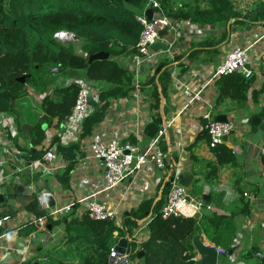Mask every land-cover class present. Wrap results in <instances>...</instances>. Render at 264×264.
<instances>
[{"label":"trees","instance_id":"trees-1","mask_svg":"<svg viewBox=\"0 0 264 264\" xmlns=\"http://www.w3.org/2000/svg\"><path fill=\"white\" fill-rule=\"evenodd\" d=\"M156 1L161 6V13L174 22L202 24V20L219 16L225 24L233 21L239 25H264V0H260L254 12L246 15L235 11L228 0ZM203 2L208 3L205 8L201 6ZM149 4L150 0H0V113L15 119L18 133L11 139L16 146L19 138L26 140L27 148L24 150L28 160H38L45 153L43 147L47 136L44 127H61L76 105L79 84L56 85L57 77L77 73L80 78L86 77L99 84L100 103L84 121L81 141L70 147L58 144V152L69 161L65 174L58 177L63 184H69L78 157H84L80 150L81 142L104 121L112 103L132 96L133 75L121 59L137 53L136 46L143 31L137 16L142 15ZM60 33L72 34L78 40L56 38ZM99 53L108 54L110 58L90 63V57ZM162 66L163 70L158 75L143 83V88L153 91L151 111L155 112L152 116L155 123L160 122V113L165 110L162 105L166 92L163 84L166 85L171 77L170 65L164 62ZM54 68L60 70L57 76L51 72ZM23 78L24 82L21 81ZM253 81L238 73L221 77L216 82L218 103L228 101L237 110L246 109ZM30 88L45 95L40 110L42 116L35 123L20 119L21 114L31 110L26 107L19 110L23 100L29 96ZM260 93H264V88L259 93H252L255 101ZM215 154L218 165L235 160L232 151L224 145L218 146ZM262 162L264 165V156ZM215 170L213 167L210 177L215 175ZM168 192L166 184L163 186L164 196L157 203L146 201L137 211L124 216L126 232L113 221H96L87 213L82 217L73 213L60 221L48 219L47 224L51 228L63 225L66 236L58 246L30 263L109 264L110 254L119 239L132 235L133 229L138 228V220L151 218L148 226L150 237L141 244L132 243V259L138 256L141 245L144 264H203L193 261L195 233H204L210 242L221 245L227 238L228 230L224 228L227 219L215 215L164 219L162 209ZM3 206L5 204H0V208ZM26 210L36 218L47 216L37 196ZM6 215L5 212L0 213V217ZM27 227L30 229L25 234L35 231L33 224ZM116 232L117 237L114 235ZM231 250L229 248L227 252Z\"/></svg>","mask_w":264,"mask_h":264},{"label":"crops","instance_id":"crops-1","mask_svg":"<svg viewBox=\"0 0 264 264\" xmlns=\"http://www.w3.org/2000/svg\"><path fill=\"white\" fill-rule=\"evenodd\" d=\"M228 1L234 6L235 11H237L236 6L242 5L247 11L252 10L251 13L258 8L260 2V0ZM207 5L206 2L201 4L202 8ZM202 21H204L202 24L183 22L177 39L169 37V41L176 44L172 53L173 60L166 61L170 68L184 69L187 64L191 65L189 73L170 74L169 82L166 85L162 83L166 89L162 105L167 108L168 112L165 114L164 110L161 111L160 122L155 123L152 117L155 112L151 111L153 91L150 88H143V96L139 101L132 95L127 100L112 103L103 122L107 124L111 134L115 133L123 141L130 138L136 143L138 142V133H144L148 125L159 126L162 122L163 125H170L176 142L173 145L169 144L167 157L172 158L175 153L178 154V157L172 158L171 164L167 163L166 157L167 173L172 175L173 170H176L175 180L177 183L180 176L194 177L191 187L187 188L189 194L196 200H203L210 207V209H203L200 218L215 215L227 219L224 223V228L228 230L227 238L221 245L210 242L206 234L198 232L200 242L206 247H215L216 252L219 248L225 251L229 248L233 249L229 253L227 252V256H219L218 264H262L256 258V254L264 250V165L262 162L264 132L255 127L252 120L258 117L264 121V93L259 94L257 101L254 100L252 93L261 91L257 87L264 88V41L252 49L259 67L253 78L246 109L237 110L234 104L228 101L218 103V91L215 85L207 89L204 94L205 103L193 106L179 117L185 99L178 95L179 90L176 89L180 82L190 83L193 87L205 83L209 79L211 71L227 57L233 48L238 45H246L248 42L253 43L259 39L264 34V25H239L233 21L225 24L219 16ZM231 26L232 29L229 30ZM176 57H179L177 61ZM162 63L164 61L155 66L147 65L142 69L144 83L155 75L157 68ZM57 78L56 85L61 86L80 77L75 73ZM29 92V96L23 100L19 110L22 111L25 107L35 111L41 110L45 95L35 92L31 88ZM97 106L98 104L94 103V107ZM210 109H212L215 119L224 115L228 121L235 123V131L223 144L232 151L235 157L233 163L218 165L215 149L209 147L203 113ZM30 113L31 110L29 112L27 110L21 114V121L30 123ZM6 116L8 117L7 123L11 125V128L5 130L6 133L9 134L11 129L18 133L15 119L10 115ZM41 116L40 114L39 117L41 118ZM2 129L0 126V152H4V157L9 160L5 177L10 180L7 184L0 186V194L3 196L2 204H5L0 208V213L5 212L7 215H13L11 217L15 225L8 227L6 234L0 236V264H29L60 244L66 236L63 225L54 228L48 226L47 232L40 233L33 224L35 231L25 234L30 229L27 226L32 225L30 222L36 218L26 210L27 205L35 197V194H31V190L34 189L36 193L40 190L52 191L54 207H64L76 203L101 190L103 165L96 160H84V157L81 159L78 157L77 164L70 175L69 184H63L58 180V177L65 174L69 161H66L58 152L59 142L55 140L53 145L59 153V158L54 171L43 173L41 170L26 169L18 174L16 173L18 168L27 167L31 162L23 160V157H26L24 149L27 148V142L25 139L19 138L16 146L10 136L7 139L2 138ZM56 129L49 127L47 134L53 135ZM141 139H143L142 142L138 143L141 142L143 147L148 145V139H145L143 135ZM76 144L78 143L67 147ZM85 149L84 141L81 143L80 150L85 153ZM11 150L17 151L18 156L15 160L11 158ZM213 167H216L215 175L210 177ZM164 174L165 172L158 171L153 167L145 168L138 177L128 179L109 194H101L98 200L108 205L110 209L117 211L124 221V216H129L133 211H137L144 202L154 200L157 203L164 196ZM2 177L0 174V179ZM164 199L166 205L167 197L165 196ZM82 210L84 207L80 205L75 208L73 213L76 217H80L83 213ZM149 219L138 220V228L133 229L132 235L121 239H126L129 242L127 237L135 236L133 242L141 244L146 241L150 237L149 228L146 226ZM193 246L195 249L193 261L200 262L201 257L194 242ZM131 264H144V262L136 257L132 259Z\"/></svg>","mask_w":264,"mask_h":264},{"label":"built area","instance_id":"built-area-1","mask_svg":"<svg viewBox=\"0 0 264 264\" xmlns=\"http://www.w3.org/2000/svg\"><path fill=\"white\" fill-rule=\"evenodd\" d=\"M258 1V0H256ZM148 8H152L154 11L153 20L150 21L145 15L137 16V21L142 25L143 31L140 36V40L137 44V53L128 59H121L125 68L133 75L134 91L132 95L139 101L143 96V75L142 69L147 65L159 64L160 62H171L173 60V51L169 52H154L151 47L158 43L163 42L168 45L169 49H173L174 43L169 41V37L177 39L179 36L180 27L183 21L174 22L161 13V6L158 1L150 0ZM147 8V9H148ZM236 9L242 15L251 13L252 10L247 11L244 6L238 5ZM167 29L168 37L162 38L160 32ZM70 39L64 38L68 37ZM56 38L74 41L73 35L68 33H60L56 35ZM264 41V34L255 42H248L243 46H236L227 55V57L211 71L209 79L202 84H197L195 87L190 83L179 84L176 90L177 93L185 99V104L181 113L182 116L187 110L193 106L205 103L204 94L207 89L216 85V82L225 76H229L235 73L242 74L247 80L254 78L256 70L259 64L256 62V58L253 55L252 49L255 45ZM264 52V51H263ZM249 67V69H247ZM52 74L57 76L60 73L58 68L52 69ZM190 70L187 72L189 73ZM77 82L79 84V94L75 107L72 110L71 115L66 119L61 127L57 128L53 135L47 134L48 128L44 127L46 131V141L44 143L43 150L45 151L42 158L29 162V165L24 168H18L16 173H22L23 170L30 169L41 170L43 173H51L56 168V163L59 158V153L54 148V141L56 140L63 147H67L73 143H79L81 141L82 128L84 121L91 116L96 109L94 103L98 104L99 101V84L93 80H89L86 77H81L76 80H70L64 86L71 85ZM258 90H262V87H257ZM8 114L0 113V126L3 128L1 135L2 138L15 137L17 133L11 129L10 133H6L7 128H11V125L7 123ZM11 116V115H10ZM203 119L206 121L205 132L209 138V147L216 149L225 143V139L229 138L235 131V123L228 121L226 123L217 122L212 109L203 113ZM6 122V123H5ZM171 129L170 125H163L162 129L153 139H148L149 143L145 147L141 145V137L144 133H138V142L127 139L123 141L115 133L111 134L106 123H101L92 133L89 138L84 139L86 149L84 160H96L103 165V180L102 188L100 191L80 199L76 203L65 205L64 207H54L51 204V200L54 198V193L50 190H31V194L37 196L38 203L47 216L41 218H34L30 223L34 224L38 231H48V219L54 221H60L66 217L67 213L72 209L75 210L76 206L82 205L83 216L87 213L90 218L96 221H113L121 230L125 231L123 225V218L121 215L109 208L108 205L101 203L98 199L101 194H109L116 190L128 179L138 177L145 168L153 167L158 171L165 172L163 177V186L166 184L169 186V192L167 194L166 205L162 209V217L164 219L170 217H184V218H196L200 217L204 208L210 209L203 200H196L191 197L189 190L180 186L176 180L173 181V175L167 173V154L160 152L159 148L164 138L168 139V131ZM8 134V135H7ZM17 151L11 150L10 155L13 160L18 156ZM4 157V152H0V174L3 176L0 179V186L7 184L10 178L5 177V171L8 166V162ZM190 197V199H189ZM80 216V217H81ZM152 219L150 218L146 222V226H149ZM13 218L9 215L0 217V236L6 234L8 227H14ZM116 237L118 233L114 234ZM129 243L132 245L134 237H127ZM130 254H119L115 248L110 254V262L112 264H131L132 258ZM217 254L221 256H227V251L224 249H217ZM256 258L264 264V250L256 254ZM110 264V263H109Z\"/></svg>","mask_w":264,"mask_h":264},{"label":"water","instance_id":"water-1","mask_svg":"<svg viewBox=\"0 0 264 264\" xmlns=\"http://www.w3.org/2000/svg\"><path fill=\"white\" fill-rule=\"evenodd\" d=\"M145 15L148 18V20L152 21L153 16H154V11L152 10V8L148 9L145 12ZM160 36L162 38L168 37L169 35H168L167 29L160 32ZM73 39H74V41L78 40L77 37H75L74 35H73ZM175 46H176V44L174 45L173 49L172 48L169 49L168 45H166L165 43L158 42V43L154 44L151 47V49L154 52H159V51L169 52V51H173ZM109 58H110V56L108 54L99 53V54H96V55L90 57V63L93 61H98V60H108ZM178 58L179 57H176L175 60L177 61ZM190 65L191 64H187L186 68H184V69L172 67V68H170L169 72H170V74H175V73L176 74H180V73L185 74L190 70ZM247 69H249V67H247ZM162 70H163V66L160 65L157 68L155 74L158 75ZM21 81L24 82L25 79L23 78V79H21ZM164 112H165V114H167V112H168L167 108H165ZM216 121L221 122V123L228 122L227 117L224 115L218 116L216 118ZM252 124L255 127L259 128L262 132H264V121L261 118H258V117L253 118ZM162 127H163V122L159 126H157L156 124L148 125L144 130V138L145 139H153L158 134V132L162 129ZM227 140L228 139L226 138L225 141H227ZM175 142H176V140H175L173 130L169 129L168 140H167V138L163 139V141L160 145V148H159L160 152L168 155L169 144L173 145ZM177 157H178L177 153L172 155V158H177ZM172 158L167 157V163L168 164H171ZM23 160L28 161V159L26 157H23ZM175 174H176V170H173V174H172L173 175V181L175 180ZM193 180H194L193 176H189V177L180 176V177H178V184L182 187L190 188ZM204 198H206V197H204ZM189 199H190V197H189ZM2 200H3V196L0 194V204L3 203ZM51 204H52V200H51ZM73 212H74V209L69 211L67 213L66 217H69ZM49 228H51V227H49ZM193 242H194L195 248L197 249V251L199 252L200 257H201V260L198 263L218 264L219 255L216 252V248L215 247H206V246L202 245V243L200 242V240L198 238V232L195 233ZM115 250L119 254H130L132 251V245L126 239H121L118 246L115 248ZM138 250L139 251H138L137 259L141 260L144 256V253L142 252V247L139 246ZM110 264H112V262H110Z\"/></svg>","mask_w":264,"mask_h":264},{"label":"rangeland","instance_id":"rangeland-1","mask_svg":"<svg viewBox=\"0 0 264 264\" xmlns=\"http://www.w3.org/2000/svg\"><path fill=\"white\" fill-rule=\"evenodd\" d=\"M256 1V0H255ZM64 38H67V39H70L69 38V36L68 37H64ZM39 114H40V109H38V110H32L31 109V113H30V122L31 123H35V122H37L38 121V118H39ZM65 238V237H64ZM62 242V241H61ZM59 245V244H58ZM57 245V246H58Z\"/></svg>","mask_w":264,"mask_h":264},{"label":"clouds","instance_id":"clouds-1","mask_svg":"<svg viewBox=\"0 0 264 264\" xmlns=\"http://www.w3.org/2000/svg\"><path fill=\"white\" fill-rule=\"evenodd\" d=\"M9 238H11V237H9Z\"/></svg>","mask_w":264,"mask_h":264}]
</instances>
